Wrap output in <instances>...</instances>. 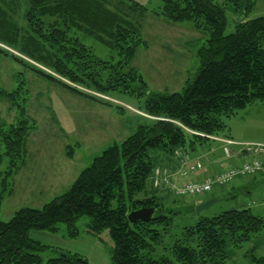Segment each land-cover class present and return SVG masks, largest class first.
I'll return each mask as SVG.
<instances>
[{"label":"trees","instance_id":"1","mask_svg":"<svg viewBox=\"0 0 264 264\" xmlns=\"http://www.w3.org/2000/svg\"><path fill=\"white\" fill-rule=\"evenodd\" d=\"M228 1L241 18L233 32L224 33ZM252 6V0H161L152 14L172 22L188 21L208 37L197 50L199 66L192 80L187 79L181 92H159L150 90L143 75L131 66L138 48L149 46L139 25L111 10L107 0H0V54L119 114L126 109L123 104L91 92L134 97L137 109L147 115L133 133L94 157L66 191L41 207H20L7 221L0 218V264H91L78 252L30 235L32 230L56 232L57 223L64 222L68 235L75 237V223L82 215L90 217L89 233L109 229L114 242L112 264H227L229 246L240 247L264 228V217L248 207L199 216L183 227L168 256L157 246L179 212L166 208L162 197L150 194L147 187L154 168L152 148L166 154L177 148L195 150L211 136H220L225 128L221 115L264 98V15L248 18ZM130 7L148 11L137 2ZM19 9L25 25L13 18ZM85 38L102 43L118 58H100ZM16 78L15 89L0 88V100L7 99L17 108L14 122L0 124L4 147L0 163L3 154L8 158L0 205L6 182L25 160L27 137L36 128L25 106L26 80L22 73ZM141 207H155L152 218L129 220L128 213ZM43 250L55 256L43 261ZM251 257L264 264L253 252Z\"/></svg>","mask_w":264,"mask_h":264},{"label":"rangeland","instance_id":"2","mask_svg":"<svg viewBox=\"0 0 264 264\" xmlns=\"http://www.w3.org/2000/svg\"><path fill=\"white\" fill-rule=\"evenodd\" d=\"M216 1L224 3L227 0ZM252 1L253 6L248 18L264 15V0ZM133 2L146 7L148 11L141 12L131 8ZM107 3L111 10L137 23L142 36L149 44L147 48H138L131 66L143 75L150 90L181 92L187 79L192 80L198 69L197 50L208 37L206 31L193 29L188 21L172 22L152 14L151 10L160 8L161 0H107ZM21 5L24 6V2ZM238 13L233 2L228 1L224 33L234 31L236 21L241 18ZM13 18L20 25H25L21 9L14 13ZM85 42L104 60L118 58L115 51L93 38H85ZM11 51L20 55L15 50ZM29 61L48 72L51 71L39 63ZM18 73H22L26 80L28 93L25 106L28 115L35 120L36 128L27 137L24 162L6 182L0 205L2 221L9 220L20 207H41L54 196L66 191L94 157L114 142L120 143L124 140L147 116L137 109L139 102L134 97L117 94L105 97L91 92L123 104L126 109L119 114L111 107L72 93L57 82L31 70L27 65L0 54V88L9 91L15 89L19 83L16 78ZM16 117L17 108L7 99H1L0 124L14 122ZM221 121L225 128L219 132L220 136L239 143H264V98L255 99L229 115H221ZM230 149L233 152L240 147L230 145ZM67 150L73 154L72 158L67 155ZM158 151L160 150L152 148L149 152L153 166L162 163L155 156ZM3 152L4 147L0 140V153ZM217 153L222 154L221 150ZM223 155L226 156L224 152ZM7 164L8 158L3 154L0 163V190L3 188L2 181ZM236 179L228 184L214 185L210 192L195 197L166 193L164 186L154 188L149 177V193H157L162 197L166 208L179 212L173 226L163 234L157 246L158 251L162 249L163 253L169 256V247L182 236L183 227L194 222L199 216H213L227 209L248 207L253 214L264 217V178L259 176L252 185L242 187L240 180ZM193 197L209 198L207 200L213 202L197 212ZM89 220L88 215L77 219L75 225L78 232L75 237L68 235L67 224L64 222L57 223L56 232L32 230L30 235L45 244L78 252L87 257L91 264H112L114 242L109 229L104 228L97 235L91 234L87 229ZM228 250L231 257L227 264H257L251 257L252 252L255 258L264 260V228L240 247L229 246ZM40 255L45 261L55 256V253L43 250Z\"/></svg>","mask_w":264,"mask_h":264},{"label":"crops","instance_id":"3","mask_svg":"<svg viewBox=\"0 0 264 264\" xmlns=\"http://www.w3.org/2000/svg\"><path fill=\"white\" fill-rule=\"evenodd\" d=\"M215 137L217 138H212L210 141H208L202 146L196 145L195 150L192 151L185 150L182 148H177L171 154H166L163 153L162 151H158L155 153L156 158L162 163L158 164L157 166H154L153 170L155 168H159L165 170L166 174L168 175V181L165 183V185H163L164 186L163 188H165L164 192L174 193L172 190V186L183 183L184 181H189V180L204 181L207 176L210 175L212 176L215 173H217L219 170L226 169V167H229L233 164H238L247 158V155L245 156L244 153L239 152L238 149L233 150V155L231 157L224 156L223 155L224 151L222 147L223 141H221V138L224 139L228 137H222V136H215ZM220 150L222 154L217 153ZM182 156L187 159L188 161L187 164H182L181 162ZM69 157L72 158L73 154L71 153ZM196 162H199L201 164V167L193 172H187L188 165ZM223 163H225L226 165H223ZM184 171L187 172L185 176L182 174ZM259 176L264 178V176L261 175L260 173H256L255 175L252 176L238 177L236 180H240L241 187L249 186L252 185L253 182ZM152 179H153V173L150 177V181H152ZM230 186L232 187L233 185ZM195 197H199V196H195ZM207 199L209 198H205V199L195 198L193 199V202L195 204H199Z\"/></svg>","mask_w":264,"mask_h":264},{"label":"built area","instance_id":"4","mask_svg":"<svg viewBox=\"0 0 264 264\" xmlns=\"http://www.w3.org/2000/svg\"><path fill=\"white\" fill-rule=\"evenodd\" d=\"M225 143L223 149L227 157H231L233 152L230 145H237L240 147L239 152L247 155V158L240 164H233L226 169H221L214 175L207 176L202 182L197 181H184L178 185H173L172 190L176 196H195L202 195L209 192L213 185H224L230 183L237 177L254 175L260 173L264 176V143L260 142H244L238 143L229 139H224ZM182 164H187L188 161L185 157H181ZM199 162L188 165L187 172H193L200 168ZM184 171L182 174H187ZM168 181V175L165 170L155 168L153 170V185L156 188H161Z\"/></svg>","mask_w":264,"mask_h":264},{"label":"water","instance_id":"5","mask_svg":"<svg viewBox=\"0 0 264 264\" xmlns=\"http://www.w3.org/2000/svg\"><path fill=\"white\" fill-rule=\"evenodd\" d=\"M211 202H213V200H206L197 204V212H199L202 208L208 206ZM154 212L155 207H141L138 209L131 210L127 216L131 221L136 219L148 221L152 218Z\"/></svg>","mask_w":264,"mask_h":264}]
</instances>
